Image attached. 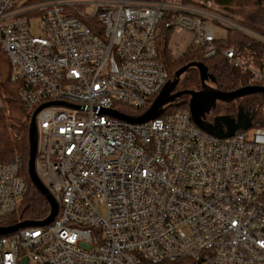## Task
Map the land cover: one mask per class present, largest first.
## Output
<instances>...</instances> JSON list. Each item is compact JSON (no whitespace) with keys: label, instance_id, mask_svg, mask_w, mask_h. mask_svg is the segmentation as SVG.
<instances>
[{"label":"built area","instance_id":"obj_1","mask_svg":"<svg viewBox=\"0 0 264 264\" xmlns=\"http://www.w3.org/2000/svg\"><path fill=\"white\" fill-rule=\"evenodd\" d=\"M229 30L264 45L216 0H0L10 81L29 119L48 104L35 116V168L58 205L48 225L0 236V264H264V127L221 137L188 111L143 124L102 112L157 97L158 45L180 56L179 31L205 59L220 53L264 81L225 48ZM21 166L0 161L2 217L27 190Z\"/></svg>","mask_w":264,"mask_h":264},{"label":"trees","instance_id":"obj_2","mask_svg":"<svg viewBox=\"0 0 264 264\" xmlns=\"http://www.w3.org/2000/svg\"><path fill=\"white\" fill-rule=\"evenodd\" d=\"M221 6H226L237 17L238 23H241L253 31L264 35V0H216ZM225 48H232L235 52V58L244 57L246 65L252 64L259 66V69H264V45L258 41H254L247 35L229 30ZM168 39L160 41L158 51L160 60L166 69L167 82L178 69L189 63L202 62L206 66V73L211 83V87L222 92L232 91L242 86H263L253 81L251 75H248L249 81L242 80L241 69L231 63L228 59L221 56L220 53L214 55L210 59L203 57V49L198 45L189 44L184 52L173 57L167 49ZM219 48H224L223 44H217ZM246 72V71H245ZM249 73V72H248ZM11 69L7 58L2 55L0 57V96L7 107L8 112L2 111L0 115V161L10 162L16 155H19L22 160L21 176L27 183V190L17 212L8 215L0 216V227L11 226L19 221H41L49 214V204L43 196L36 190L27 176L26 163L29 157V140L28 127L30 112L26 111L22 106L21 99L18 96L19 85L10 81ZM250 74V73H249ZM179 86L181 90L196 89L199 86V78L195 68H188L180 78ZM156 97H153L149 102L139 108H126L124 115L130 117L141 116L148 107L152 104ZM188 98L182 97L176 99L171 106H166L162 115H168L175 111H188ZM216 108V107H215ZM214 108V109H215ZM264 95L256 94L243 97L237 101L224 104L220 111L221 114H213L211 118L203 119L206 124L214 126L217 118L219 129L222 134H226L225 125L229 120L237 122V118L245 119V124L254 129L264 127ZM222 119V120H220ZM243 131L241 128L235 132ZM264 202V195H263ZM170 264V263H163ZM173 264V263H172Z\"/></svg>","mask_w":264,"mask_h":264},{"label":"water","instance_id":"obj_3","mask_svg":"<svg viewBox=\"0 0 264 264\" xmlns=\"http://www.w3.org/2000/svg\"><path fill=\"white\" fill-rule=\"evenodd\" d=\"M190 67L196 68L198 72V78L200 80V89L198 91L186 89L182 91H174L179 83V78ZM206 81H209V78L206 73V66L202 62L189 63L174 72L171 81H168L162 87V89L158 92V95L155 100L141 116L128 117L110 110H102V112L113 118H117L128 123L130 122L134 124H143L160 116L164 108L166 106H171V104H173L176 99L189 96L187 107L190 118L199 129L201 128L206 133L211 135L216 134L221 137H229L230 135H233V133L239 128H241L242 130L250 128L249 125L245 124V119L241 120V118H237L236 123L234 120H229V122L225 125L227 133L222 134V131L219 129V124L216 121L217 118L215 120L214 126L206 124L203 119L212 110H214V108L216 107V102L228 104L229 102L237 101L239 99H242L243 97L256 94L264 95V87L258 85L242 86V88H238L228 92H222L220 90L215 89L214 87L212 88L208 86L206 84ZM45 106H48V104H44L43 106L37 108L29 120L27 136V140H29V157L26 163V168L29 182L33 184V186L40 193V195L43 196L48 202L50 210L49 214L44 220L41 221H19L17 224L11 226L0 227V236L11 234L17 232L19 229L28 228L32 226L44 227L51 223L57 215V202L54 196L50 194L47 187L43 184V182H41L35 168V160L38 154L37 125H35V116ZM26 261V259H23V264H26Z\"/></svg>","mask_w":264,"mask_h":264},{"label":"rangeland","instance_id":"obj_4","mask_svg":"<svg viewBox=\"0 0 264 264\" xmlns=\"http://www.w3.org/2000/svg\"><path fill=\"white\" fill-rule=\"evenodd\" d=\"M33 32H35V31L33 30ZM216 34L223 37L224 36V31H217ZM190 41H191V38H190L189 35H187V33L179 31V32H176V34L174 35V38L171 41L170 45H171L172 48H176L177 52L180 53V52L184 51V49L189 45ZM240 63H242L243 65L247 64V62L245 61L243 56H241V58H240ZM249 67L254 68L255 71L259 69V66H257V65L254 66L252 64H249ZM242 71H243V72H241L242 73V76H241L242 80H246V78H247V80H248L247 82H250L249 81V77H248V75H250V74L247 71L246 72L244 70H242ZM256 83H258L260 85H264V81H256ZM215 106H216V108L214 109V111L212 113L213 114L214 113L215 114H218V113L221 114L222 111H220L219 108L222 109L224 107V103L216 102ZM263 115H264V109H263ZM211 116H213V115H211ZM29 264H35V263L34 262H30Z\"/></svg>","mask_w":264,"mask_h":264},{"label":"flooded vegetation","instance_id":"obj_5","mask_svg":"<svg viewBox=\"0 0 264 264\" xmlns=\"http://www.w3.org/2000/svg\"><path fill=\"white\" fill-rule=\"evenodd\" d=\"M194 68V67H193ZM196 69V68H195ZM197 71V70H196ZM183 76V75H182ZM181 76V77H182ZM180 77V78H181ZM179 78V79H180ZM197 78H198V72H197ZM181 80V79H180ZM180 80H179V82H180ZM206 84L207 85H209V86H211V83H210V81H206ZM200 89V80H199V86H198V88H196V89H192V90H194V91H198ZM186 90H190V89H186ZM174 91H182L181 90V88H180V86H179V83H178V85L176 86V88H175V90ZM188 99H189V96H186ZM188 102V101H187ZM212 116H211V113H209L208 115H206V119H209V118H211Z\"/></svg>","mask_w":264,"mask_h":264},{"label":"bare ground","instance_id":"obj_6","mask_svg":"<svg viewBox=\"0 0 264 264\" xmlns=\"http://www.w3.org/2000/svg\"><path fill=\"white\" fill-rule=\"evenodd\" d=\"M253 86H256V85H253ZM264 87V86H263Z\"/></svg>","mask_w":264,"mask_h":264}]
</instances>
